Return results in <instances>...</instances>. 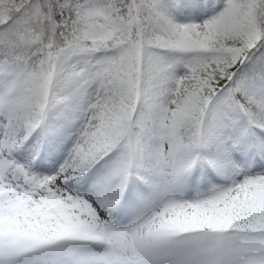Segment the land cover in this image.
<instances>
[{"label": "snow or ice", "instance_id": "obj_1", "mask_svg": "<svg viewBox=\"0 0 264 264\" xmlns=\"http://www.w3.org/2000/svg\"><path fill=\"white\" fill-rule=\"evenodd\" d=\"M0 264H264V0H0Z\"/></svg>", "mask_w": 264, "mask_h": 264}]
</instances>
